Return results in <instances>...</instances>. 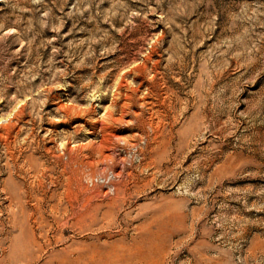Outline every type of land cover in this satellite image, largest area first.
Returning a JSON list of instances; mask_svg holds the SVG:
<instances>
[{"label": "rangeland", "instance_id": "374dc122", "mask_svg": "<svg viewBox=\"0 0 264 264\" xmlns=\"http://www.w3.org/2000/svg\"><path fill=\"white\" fill-rule=\"evenodd\" d=\"M0 264H264V0H0Z\"/></svg>", "mask_w": 264, "mask_h": 264}]
</instances>
